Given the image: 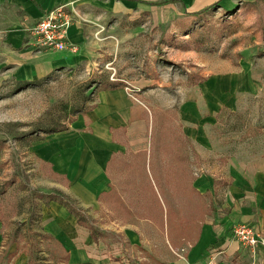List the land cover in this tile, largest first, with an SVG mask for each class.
<instances>
[{
  "label": "rangeland",
  "instance_id": "obj_1",
  "mask_svg": "<svg viewBox=\"0 0 264 264\" xmlns=\"http://www.w3.org/2000/svg\"><path fill=\"white\" fill-rule=\"evenodd\" d=\"M98 1L84 2L79 14L72 8L87 33L91 58L32 81L8 75L0 82V264H68L46 211L52 200L62 203L69 194L68 180L40 151L51 130L90 109L108 83L152 112V126L141 137L145 152L129 148L127 162L115 159L108 168L113 190L103 210L82 209L88 224L105 227L108 248L125 245V237L111 227L110 205L119 195L127 200L123 210L129 218L141 213L153 218L157 212L146 199L152 179L142 175L144 156L160 171L154 179L183 226L196 201L190 170L213 173L219 171L215 159L264 156V0H212L200 8L171 0L133 9H107ZM73 45L69 50L76 51ZM202 119L209 124L202 140L211 146L206 159L180 138L187 122ZM152 141L157 150L149 151ZM187 152L190 161L181 159ZM172 154L177 160L169 161ZM121 167L131 173L129 189L120 187L118 194ZM228 175L217 174L216 184L226 183Z\"/></svg>",
  "mask_w": 264,
  "mask_h": 264
},
{
  "label": "crops",
  "instance_id": "obj_2",
  "mask_svg": "<svg viewBox=\"0 0 264 264\" xmlns=\"http://www.w3.org/2000/svg\"><path fill=\"white\" fill-rule=\"evenodd\" d=\"M86 1L0 0V82L8 75H13L20 82L32 81L58 68L91 58L88 36L78 19L72 22L67 33V40L78 45L76 51L40 47L26 29L52 7L63 4L79 14ZM169 1L98 2L107 9L120 5L133 9ZM179 1L188 7L200 8L212 0ZM151 120L152 112L147 105L133 101L124 88L108 83L98 90L94 105L76 116L65 129L54 131L45 149L40 151L43 158L52 164L53 170L68 180L70 195L61 199L63 204L52 200L51 211L46 208L47 214L52 213L50 220L55 221L50 233L68 250V264H208L212 255L219 264H264V246L253 250L232 234L233 226L238 222H248L264 231V156L261 155L247 158L237 155L235 158L227 157L226 161L215 159L219 171L213 173L190 170V192L196 201L186 226L177 221L179 215L172 214L171 207L166 205L162 190L154 179L160 171L156 165H152L153 170L148 165L152 161L150 155L144 156L147 169H143L142 175L152 179V184L148 179L146 199L152 200L157 211L155 217L141 213L129 218L128 209L126 212L123 210L129 205L122 194L119 201L110 205L111 221L115 223L111 227L115 226L114 229L125 237L124 246L108 248L105 227L95 223L96 237H93L90 228L78 221L68 203L81 212L91 208L103 210L104 202L113 190L109 166L115 159L127 162L129 148L136 153L145 152L147 147L141 137L151 128ZM208 126L205 119L197 124L187 122L181 132L180 138L198 158L206 159L211 154L207 148L210 146L208 139L207 146L202 142ZM155 142L152 141L149 151L157 150ZM188 154L184 153L181 159L190 161ZM172 155L169 161L177 160V156ZM119 171L124 180L116 188L118 194L120 187L126 191L129 189L131 173L124 167L117 169V173ZM217 174L221 175L220 178L229 174L230 178L223 185H218ZM111 176L114 175L111 173ZM2 228L0 218V248ZM117 243L121 244L120 241Z\"/></svg>",
  "mask_w": 264,
  "mask_h": 264
},
{
  "label": "built area",
  "instance_id": "obj_3",
  "mask_svg": "<svg viewBox=\"0 0 264 264\" xmlns=\"http://www.w3.org/2000/svg\"><path fill=\"white\" fill-rule=\"evenodd\" d=\"M73 20V10L61 4L49 9L26 29L31 32L40 47L54 50L74 49L73 43L67 40L68 28ZM232 234L234 238L253 250L264 245V232L248 222L236 223ZM208 264H219L218 259L212 255L208 259Z\"/></svg>",
  "mask_w": 264,
  "mask_h": 264
},
{
  "label": "trees",
  "instance_id": "obj_4",
  "mask_svg": "<svg viewBox=\"0 0 264 264\" xmlns=\"http://www.w3.org/2000/svg\"><path fill=\"white\" fill-rule=\"evenodd\" d=\"M83 111H85V110H83ZM83 111H82V112H83ZM66 127H67V125H62V126H60V127H58V128H55V129H53V130H51V131H57V130L65 129ZM66 202H68V201H66ZM68 207H69V209H70L72 212H74V213L78 216V221H79L82 225H85V226L89 227V228H90V232H91V234L93 235V237H96V229H95V227L87 223V221H86L84 215L82 214V212H81L77 207H75V206H73V205H71V204H69V203H68ZM57 240H58V239H57ZM58 241H59V240H58ZM59 243L61 244V246L65 247V246L61 243V241H59ZM65 249H66V248H65ZM65 257H66V259H69V253H68L67 249L65 250Z\"/></svg>",
  "mask_w": 264,
  "mask_h": 264
}]
</instances>
